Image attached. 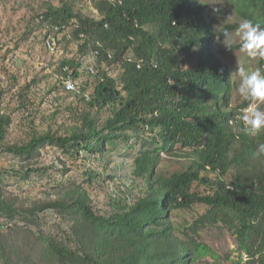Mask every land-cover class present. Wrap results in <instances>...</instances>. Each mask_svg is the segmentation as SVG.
Segmentation results:
<instances>
[{"label": "trees", "instance_id": "obj_1", "mask_svg": "<svg viewBox=\"0 0 264 264\" xmlns=\"http://www.w3.org/2000/svg\"><path fill=\"white\" fill-rule=\"evenodd\" d=\"M232 1L242 18L264 26V0ZM96 9L101 19L82 18L61 1L58 9L46 7L37 21L38 26H71L73 39L83 40V53L99 51L97 73L85 71L96 79L90 101L84 96L87 85L79 94L63 86L62 91L93 110L109 108L111 116L100 130L87 115V132L43 133L22 145L4 144L8 122L2 118L0 153L29 158L50 145L93 154L123 140L138 149L134 175L144 181L145 193L110 215L81 198L45 203L38 212L53 210L74 222L75 244L27 228L35 242L21 245L0 227V264H195L204 255L216 257L196 237L201 227L218 223L236 235L245 264H264V155H254L264 131L246 134L239 117L249 102L229 103L232 83L216 55L214 20L206 5L200 0H101ZM179 52L192 60L188 69ZM103 63L122 70L120 88ZM66 65L72 79L82 76L79 63L63 61L60 67ZM163 155L192 163L160 173ZM232 169L236 174L228 181ZM31 218L35 222L33 213Z\"/></svg>", "mask_w": 264, "mask_h": 264}, {"label": "rangeland", "instance_id": "obj_2", "mask_svg": "<svg viewBox=\"0 0 264 264\" xmlns=\"http://www.w3.org/2000/svg\"><path fill=\"white\" fill-rule=\"evenodd\" d=\"M61 1H67L73 13L82 18L101 19L96 9V3L101 0H0V119L8 122L5 145H22L43 133L64 136L77 131L87 132L84 126L87 115L100 130L111 116L109 108L93 110L80 97L68 96L62 91L63 78L71 74L69 65L60 67L63 61L80 64L82 76L75 82L79 88L87 85L85 98L86 95L91 96L96 85L95 77L85 71L93 66L97 73L98 66L91 51H81L83 40L73 39L71 26L62 33L55 32L45 23L38 26L37 17L46 7L58 9ZM200 1L213 17L216 55L227 67L231 79L229 103L241 105L245 100L237 93L240 78L235 74L236 63L243 61L250 69L260 67L264 71V60L246 58L238 50L235 29L244 18L238 13L234 1ZM213 7L220 8V13H214ZM228 26L232 28L226 29ZM223 29L236 40L231 50L223 44ZM45 35L56 38L55 54L46 49ZM178 55L185 68L191 67L192 60L187 59L183 52ZM101 68L118 82L120 88L122 70L106 63ZM260 107L264 109V104ZM117 143V146L108 145L105 151L93 154L80 150L75 155L50 145L29 158L0 153L1 232L12 240H18L21 245L35 242L27 228L34 234L41 231L58 241L74 245V222L66 214L53 210L38 212L37 207L58 199L70 201L81 198L98 213L110 215L143 196L144 181L134 175V158L138 149H130L123 140ZM191 163L187 158L163 155L157 171H180ZM254 167L260 170L261 165L255 164ZM235 174L232 169L227 180H233ZM32 213L35 222L31 220ZM196 240L207 245L216 257L204 255L195 264H245L248 260L238 248L234 232L221 223L201 227Z\"/></svg>", "mask_w": 264, "mask_h": 264}, {"label": "clouds", "instance_id": "obj_3", "mask_svg": "<svg viewBox=\"0 0 264 264\" xmlns=\"http://www.w3.org/2000/svg\"><path fill=\"white\" fill-rule=\"evenodd\" d=\"M213 12L219 14L220 8L213 7ZM238 39V50L244 57L264 60V26L260 22L242 19L235 29ZM223 44L231 50L236 40L228 31L223 32ZM235 74L240 78L237 93L249 106L242 110L239 119L246 134L256 136L264 131V71L260 67L250 69L243 61L236 63ZM70 88L71 84L68 85ZM254 155H264V143L257 146Z\"/></svg>", "mask_w": 264, "mask_h": 264}, {"label": "built area", "instance_id": "obj_4", "mask_svg": "<svg viewBox=\"0 0 264 264\" xmlns=\"http://www.w3.org/2000/svg\"><path fill=\"white\" fill-rule=\"evenodd\" d=\"M53 28H54L55 32L62 33V32H65L69 27H66L65 25H63V26H54ZM44 44H45L46 49L50 53H52V54L56 53V51H57V40L54 36L48 35ZM96 46L101 47V44L99 42H96ZM98 54H99L98 50L92 51V56L94 58H96L98 56ZM141 63H142V60H139L137 62V68L141 67ZM87 70L90 74L95 73V68L93 66L87 67ZM69 84L72 85L71 88L68 86ZM62 86L68 92L75 93V94L80 93V88L76 84L75 80L71 78V76H66L65 78H63ZM90 99H91V97L86 95V100L90 101Z\"/></svg>", "mask_w": 264, "mask_h": 264}]
</instances>
